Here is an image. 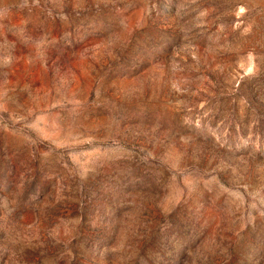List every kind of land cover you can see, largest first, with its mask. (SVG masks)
<instances>
[{"label":"rangeland","instance_id":"1","mask_svg":"<svg viewBox=\"0 0 264 264\" xmlns=\"http://www.w3.org/2000/svg\"><path fill=\"white\" fill-rule=\"evenodd\" d=\"M0 264H264V0H0Z\"/></svg>","mask_w":264,"mask_h":264}]
</instances>
